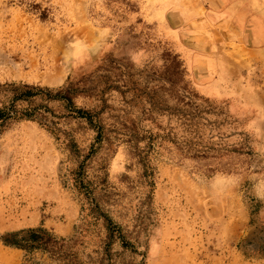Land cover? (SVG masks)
<instances>
[{"label":"rangeland","instance_id":"obj_1","mask_svg":"<svg viewBox=\"0 0 264 264\" xmlns=\"http://www.w3.org/2000/svg\"><path fill=\"white\" fill-rule=\"evenodd\" d=\"M0 110V264H264V0H0Z\"/></svg>","mask_w":264,"mask_h":264},{"label":"trees","instance_id":"obj_2","mask_svg":"<svg viewBox=\"0 0 264 264\" xmlns=\"http://www.w3.org/2000/svg\"><path fill=\"white\" fill-rule=\"evenodd\" d=\"M25 89L22 93H20L19 96H34V95H37L39 92H42L43 90L39 87H34V86H29V85H25L24 86ZM47 94L50 95H55V96H61V90H57L54 94H51L50 93V90H47L46 92ZM17 98V97H16ZM34 109V108H33ZM33 109H25L21 114L23 115H26L28 117H35V113L33 111ZM11 113L8 112V111H2L0 110V121H2L3 119H5L6 117L10 116ZM34 233V231L32 232V234ZM24 239H14V240H7L4 238V242L6 244H10V245H16V246H26V247H29L30 244H27L26 242L27 241H23Z\"/></svg>","mask_w":264,"mask_h":264}]
</instances>
